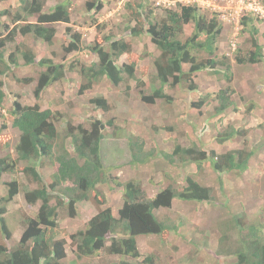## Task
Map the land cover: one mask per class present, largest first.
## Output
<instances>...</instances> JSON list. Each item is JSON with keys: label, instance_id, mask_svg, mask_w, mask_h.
<instances>
[{"label": "trees", "instance_id": "trees-1", "mask_svg": "<svg viewBox=\"0 0 264 264\" xmlns=\"http://www.w3.org/2000/svg\"><path fill=\"white\" fill-rule=\"evenodd\" d=\"M46 1L20 0V8L15 13L0 11V17L7 15L11 23H24L11 29L4 26L8 32L0 38V77H7L9 72L17 67L39 69L34 78L24 77L18 80L34 85L33 96L36 101L32 105H26L17 96L10 102L7 110L12 117L10 127L18 134L14 145L16 157H0V176L13 174L20 166L27 183L33 187L24 192V201L28 205L39 202V206L34 217L21 218L20 238L14 246L7 247L6 243L11 241L12 233L5 219L6 205L18 194L20 187L15 179L5 182L7 194L0 196V233L3 237L0 241V264H62L66 258L67 241L63 238L48 239L46 229L57 228L60 208L65 207L68 217L73 219L77 214L78 203L87 200L91 201L96 213L83 229L69 236L74 247L75 260L103 251L109 256L121 258L117 264H129L126 259L136 261L142 257L137 244L139 237L159 236L166 230L178 229L174 224L159 220L155 211L170 209L174 199L191 203H216L213 188L199 184L188 175L179 188L167 184L149 198L140 182L132 179L123 184L115 182L116 177L107 173L101 156L104 131L112 125V120L102 122L99 118L94 119L88 122L87 127L66 121L61 132L56 125L61 115L51 109H42L38 100L50 85L66 80L67 73L72 71L80 77L77 88L79 95L90 92L94 85L103 80L114 87L129 82L134 78V64H118V59L122 55L132 53L130 38L148 36L157 51L152 57L151 66L159 87L148 95L140 92L141 101L153 105L156 100H170L163 89L166 85L182 86L190 92L196 91L197 85L190 79L197 72L222 73L228 85L215 94L214 100L217 104L213 113L214 116L222 115L229 109H235V102L232 98L234 91L229 86V62L225 56L217 57L221 22L218 20V13L211 12L208 15L201 12V6L197 2L177 4L176 10H165V18L158 20L154 16L153 8L146 5V0H140L135 8L129 5L132 8L128 23L124 26L129 38L105 34L100 41L88 47L94 56L88 64L80 63L79 60L76 63H65V58L62 62H55L51 58L37 59L29 50L24 51L16 46L15 50L19 52L22 60V63H19L15 51L5 54L6 45L13 43L17 34L31 35L34 39L51 45L57 34L54 25L60 23L67 25L64 30L67 43L62 46L63 52L78 53L82 49L81 34L70 27L71 4L59 3L54 5L51 11L43 12ZM93 1L86 2L88 7L94 8L91 16L98 13L102 7L101 1ZM260 1L264 5V0ZM253 17V14H247L240 19V25L249 38L244 51L236 50L234 62L238 65L257 64L264 60L263 47L259 43L258 29ZM29 18H35V22H28ZM188 24H192V32L185 39H181L183 28ZM2 35L0 33V37ZM105 45L107 49H104ZM137 84L141 85L142 82ZM6 91L4 80L0 78V108L3 106ZM212 101V96L206 94L197 102H190V105L200 109ZM88 102L101 112L107 113L110 110V103L103 97H91ZM5 127V123L0 127L2 150L10 139L8 134H1ZM229 129L216 137L217 143L222 144L238 135L237 129ZM126 138L130 154L129 165L148 164L160 158L180 170L189 164H195L197 169H201L204 162H209L212 170L220 175L223 172L246 171L251 157L255 154L253 151L245 152L242 149L217 154L195 143L187 147L176 144L171 152L155 153L154 149L146 151L144 143L132 135ZM42 159L54 167V172L47 180H44L39 170ZM109 182H114L123 189L117 216H114L111 208L105 207L106 198L97 189L99 185ZM53 201L54 204H51ZM226 223L229 225L227 229L234 233L235 239L229 240L228 235L222 233L214 252L215 256L233 258L231 264H264L262 221L248 220L243 214L232 216ZM141 263L154 264L151 256L143 258Z\"/></svg>", "mask_w": 264, "mask_h": 264}, {"label": "rangeland", "instance_id": "rangeland-1", "mask_svg": "<svg viewBox=\"0 0 264 264\" xmlns=\"http://www.w3.org/2000/svg\"><path fill=\"white\" fill-rule=\"evenodd\" d=\"M87 1L92 0H47L43 8V12H49L56 4H71L70 27L82 36L80 52L70 54L63 52L62 46L67 43L64 38L67 25L60 23L54 25L57 34L51 45L34 39L31 35L17 34L14 42L6 45L5 54L15 51L20 60L19 63H22L21 55L15 50V47L19 46L21 50H29L37 59L51 58L55 62H62L65 58V63H76L79 60L80 63L88 64L94 59L88 47L100 41L105 34L129 38L124 26L128 23L130 8H135L140 0H99L102 2V7L93 16L91 15L94 8L88 7ZM211 1L215 6H224L218 0ZM177 4L197 3L194 0H146V5L153 8L154 16L158 20L165 18V10H176ZM19 8L20 0H0V11L7 10L15 13ZM215 10L221 22L217 57L225 56L229 62L231 72L229 86L234 91L232 98L235 109H229L222 115H213L214 106L217 104L214 96L228 85V82L222 73L206 71L192 75L190 80L197 85L196 91L190 92L182 86L166 85L163 89L170 100H156L153 105L143 103L139 93L148 95L159 87L151 66L152 57L157 51L148 36L130 38L132 53L122 55L118 59V64H134V78L129 82L114 87L103 80L94 85L90 92L79 95L77 88L80 77L72 71L67 73L68 80H61L50 85L38 100L42 109H51L61 115L56 124L61 132L66 121H71L73 125L82 124L87 127L88 122L94 119L99 118L102 122L112 120V125L104 131L105 139L101 145V156L107 173L116 177L115 182L123 184L129 179L136 182L141 180L140 183L149 198L167 184H173L179 188L185 176L188 175L199 184L213 188L216 203H191L176 199L170 209L155 211L159 220L174 224L178 229L177 231L166 230L159 236L139 237L137 244L142 257L136 261L126 259L129 264H142L143 258L148 256L152 257L154 264H231L233 258L219 257L214 254L222 233H226L229 240L235 239L234 233H230L227 229L229 225L226 221L228 222L234 215L244 214L248 220L258 219L264 224V60L257 64L246 65H238L234 62L236 50L244 51L247 48L249 35L243 31L240 24L237 27V23L232 25L221 21L222 13ZM200 11L208 15L214 12L213 9L203 6L200 7ZM253 18H255V27L258 29L259 43L263 47L264 54V18L255 15ZM240 19L241 17L239 21ZM28 22H35V18H29ZM21 24L24 23L13 24L7 15L1 16L0 33L3 35L0 38L8 32L4 29L5 25L11 29ZM191 32L192 24L184 26L181 39L188 37ZM106 47L105 45L104 49H107ZM184 68L186 69L187 66ZM38 70L35 67H17L12 69L7 77H0L4 80L7 90L3 106L0 108V127L3 123L6 124L1 134L10 136L8 145L4 146L3 150L0 149V157L8 156L11 159L16 157L14 145L18 134L10 127L12 117L7 110L10 102L17 96L23 104L35 103L34 85L21 83L18 80L24 77L34 78ZM139 82L142 84L138 85ZM127 86L129 88L126 89ZM206 94L213 98L209 105H204L200 109L191 107L190 102H197ZM91 97L105 98L110 103V110L104 113L90 106L88 100ZM229 128L237 129L238 135L222 144L217 143L216 137L230 130ZM129 135L143 142L145 150L154 149L155 153L171 152L176 144L187 147L195 143L217 154L236 149H242L245 152L253 151L255 154L249 161V168L242 173L231 171L219 175L212 170L209 162H204L201 169H197L195 164H189L179 170L160 158L149 163L152 165H148L146 171H140L141 164L129 165L130 154L126 143V137ZM39 170L44 180H47L54 172V167L49 165L47 160L42 159ZM12 179L19 182L20 189L6 205L5 219L12 233L11 241L5 242L7 247L14 246L20 238L21 218L34 217L39 206V202L28 205L24 201V192L33 187L27 183L20 166L15 173L0 176V196L7 194L5 182ZM97 189L105 198L107 196L105 207L111 208L114 216H117V209L122 202V187L109 182L99 185ZM51 204H54V201ZM95 213L96 210L88 200L78 203L77 214L73 219L68 217L65 207L60 208L57 228L46 229L48 239L63 238L67 241L66 258L62 264H117L121 260L103 251L75 260L74 247L69 236L83 229ZM2 240L0 233V241Z\"/></svg>", "mask_w": 264, "mask_h": 264}, {"label": "built area", "instance_id": "built-area-1", "mask_svg": "<svg viewBox=\"0 0 264 264\" xmlns=\"http://www.w3.org/2000/svg\"><path fill=\"white\" fill-rule=\"evenodd\" d=\"M224 6H215L211 0H194L203 7H208L220 14L221 21L229 22V24L238 27L240 24L239 17L247 14L264 18V7L258 0H218ZM220 7V8H219ZM235 23V24H234Z\"/></svg>", "mask_w": 264, "mask_h": 264}, {"label": "crops", "instance_id": "crops-1", "mask_svg": "<svg viewBox=\"0 0 264 264\" xmlns=\"http://www.w3.org/2000/svg\"><path fill=\"white\" fill-rule=\"evenodd\" d=\"M145 149H146V147H145ZM146 151H147V150H146ZM150 163H152V162H150ZM148 165H152V164H149V163H148V164H141V167H140L139 170H140V171H146ZM190 166H192V165H190ZM143 168H145V170H143ZM191 172H194V171L191 170ZM194 173H195V172H194ZM140 181H141V180H140ZM140 181H138V182H140ZM106 199H107V196H106ZM174 201H176V199H174V200L172 201V204L174 203Z\"/></svg>", "mask_w": 264, "mask_h": 264}]
</instances>
